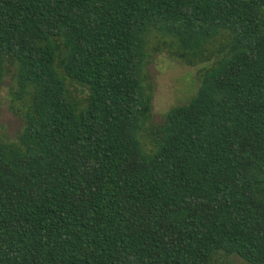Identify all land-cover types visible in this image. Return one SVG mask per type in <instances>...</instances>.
Returning a JSON list of instances; mask_svg holds the SVG:
<instances>
[{
  "label": "trees",
  "instance_id": "16d2710c",
  "mask_svg": "<svg viewBox=\"0 0 264 264\" xmlns=\"http://www.w3.org/2000/svg\"><path fill=\"white\" fill-rule=\"evenodd\" d=\"M153 32L210 64L142 141ZM8 75L0 264H264V0H0Z\"/></svg>",
  "mask_w": 264,
  "mask_h": 264
},
{
  "label": "rangeland",
  "instance_id": "374dc122",
  "mask_svg": "<svg viewBox=\"0 0 264 264\" xmlns=\"http://www.w3.org/2000/svg\"><path fill=\"white\" fill-rule=\"evenodd\" d=\"M166 40L153 32L148 37L145 72L147 84L150 86L151 111L146 131L141 135L147 141L151 129L160 125L164 114L173 106L184 104L196 91L199 84V70L210 63L188 66L170 55V51L162 43ZM12 80L8 75L0 85V140H14L21 128L20 104L12 96ZM71 94L83 101L86 92L79 86L70 87ZM219 264H245L238 257L218 255Z\"/></svg>",
  "mask_w": 264,
  "mask_h": 264
}]
</instances>
